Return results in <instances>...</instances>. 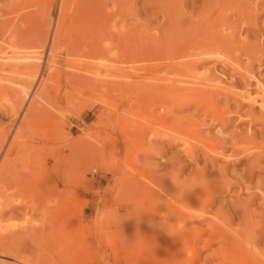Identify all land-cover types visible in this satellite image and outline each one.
<instances>
[{
  "label": "rangeland",
  "instance_id": "1",
  "mask_svg": "<svg viewBox=\"0 0 264 264\" xmlns=\"http://www.w3.org/2000/svg\"><path fill=\"white\" fill-rule=\"evenodd\" d=\"M59 1L0 0V264L264 261V111L238 96L256 93L249 72L264 83V0H98L87 19L68 0L54 48ZM214 44L229 65L190 64ZM28 64L40 96L14 113ZM146 194L211 213L178 240L163 215L141 223ZM215 218L239 251L207 244Z\"/></svg>",
  "mask_w": 264,
  "mask_h": 264
},
{
  "label": "bare ground",
  "instance_id": "2",
  "mask_svg": "<svg viewBox=\"0 0 264 264\" xmlns=\"http://www.w3.org/2000/svg\"><path fill=\"white\" fill-rule=\"evenodd\" d=\"M85 1V2H84ZM97 1L98 0H96V1H94V0H83L82 1V3H83V6L80 4V6H82L81 7V13H80V11H79V14L81 15V16H90L89 15V13L91 12V9L90 8H92V4L94 5V4H96L97 3ZM102 1V0H101ZM67 2H69L68 0H60L59 1V6H58V11H57V16H56V20H55V22H54V24H53V28H52V35H51V37H50V43H51V45H54V48L56 47V45L59 43V40H60V38H61V35H62V33H61V29H62V27L65 25V21H66V18H67V8H68V5H67ZM94 2H96V3H94ZM99 2V1H98ZM81 3V2H80ZM79 6V7H80ZM90 6V7H89ZM95 6V5H94ZM98 8V7H97ZM93 9V8H92ZM94 9H96V8H94ZM93 12V11H92ZM95 14V13H94ZM80 16V17H81ZM79 17V16H78ZM85 17V18H86ZM85 18H83V19H85ZM76 19V18H75ZM80 19H82V17L80 18ZM87 19V18H86ZM77 21V20H76ZM83 21V20H82ZM91 21V20H90ZM78 22H80V21H78ZM86 22V21H85ZM85 22H84V24H85ZM97 23H98V21H97ZM101 23V22H100ZM79 24V23H78ZM80 24H83V23H81L80 22ZM91 25V24H90ZM93 25V24H92ZM97 25V24H96ZM100 25H103V24H100ZM89 26V25H88ZM87 26V27H88ZM91 27V26H90ZM79 28V27H78ZM85 29V28H84ZM95 29V28H94ZM86 30V29H85ZM91 30V29H90ZM96 30V29H95ZM95 30H91L92 32L93 31H95ZM82 31H83V29H82ZM98 31V30H97ZM77 32V31H76ZM88 32V31H87ZM82 33V32H81ZM85 35H88V34H85ZM45 36V35H44ZM84 36V35H83ZM89 36V35H88ZM120 36V35H119ZM121 37H123V35H121ZM46 39V38H45ZM154 39V38H153ZM44 40V39H43ZM217 40L218 39H216V42H217ZM219 41V40H218ZM155 42V41H154ZM215 42V43H216ZM219 43V42H218ZM217 43V44H218ZM216 44H214V46H215ZM220 46H221V43L219 44ZM218 45V46H219ZM213 46V47H214ZM219 46V48L221 49L222 47H220ZM39 47V46H38ZM212 46L210 47V48H204V49H202V50H198V52H196V53H192L193 55H191V53L190 54H188V55H191V57L192 56H194V55H196L197 56V58H196V60L194 59V57H190L191 58V60H193L192 61V63H190L191 65H195V63L199 60V61H201V59H203V58H215V60L216 59H218L219 58V60H220V62H223L224 63V61L227 63V60L225 59V58H227V57H221L222 55H224L225 56V54H223L222 53V55H221V53H220V50L218 49V47H214L213 48ZM187 49V48H186ZM198 49V48H197ZM200 49V48H199ZM55 50V49H54ZM194 50V49H193ZM91 51V50H90ZM221 51H223V49H221ZM225 52V51H224ZM34 53V52H33ZM92 53V52H91ZM183 53H185V52H183ZM226 53V52H225ZM31 54V53H30ZM177 55H179L178 53H177ZM227 55V54H226ZM52 56V55H51ZM51 56H50V58H51ZM34 56L32 55H30L29 57H27L29 60L31 59H34L33 58ZM176 57V56H175ZM54 58V57H53ZM174 58V57H173ZM181 58V57H180ZM232 58V57H231ZM12 59V58H11ZM86 59V58H85ZM186 59V58H185ZM51 60H52V58H51ZM175 60H177V59H175ZM180 60V59H179ZM195 60V61H194ZM205 61H207L206 59H204ZM218 60V61H219ZM232 59H230V61H231ZM42 61V60H41ZM198 61V62H199ZM203 61V60H202ZM30 62V61H29ZM33 62V61H32ZM111 62V61H110ZM113 62V61H112ZM174 62V61H173ZM184 62V61H183ZM185 62H186V60H185ZM184 62V63H185ZM197 62V63H198ZM28 63V62H27ZM119 63V62H118ZM181 63V62H180ZM222 63V64H223ZM230 63V62H229ZM232 63H233V60L231 61V65H232ZM122 64V63H121ZM175 64V63H174ZM186 64H189V61L186 63ZM225 64V63H224ZM240 64V63H239ZM31 65V64H30ZM193 65V66H194ZM227 65H229L228 63H227ZM233 65H235V64H233ZM175 66V65H174ZM190 66V65H189ZM188 66V67H189ZM76 67V66H75ZM78 67V66H77ZM88 67V66H87ZM112 67V66H111ZM235 67V66H234ZM114 69H116V67H113ZM168 68V67H167ZM172 68V67H171ZM195 68V67H194ZM47 69H48V67H47ZM97 69V68H96ZM95 69V70H96ZM107 70L106 71H109V70H111L109 67H107L106 68ZM178 69V68H177ZM238 69V68H237ZM90 70V69H89ZM123 70V69H122ZM166 70H169V69H166ZM179 70V69H178ZM182 70V69H181ZM194 70H196V69H193V71ZM235 70V69H234ZM113 71L114 70H112V73H113ZM174 71H175V69H174ZM16 72V71H15ZM97 72V71H96ZM95 72V73H96ZM110 72V71H109ZM119 72V71H118ZM173 72V71H172ZM233 72V71H232ZM235 72V71H234ZM241 72V71H240ZM243 72H245V71H243ZM252 72V71H251ZM21 73H23V72H21ZM25 73V76H26V80L24 81V82H26V84L24 83V86L23 85H20V89H18L19 91H18V93H20V101L19 102H17L16 103V105H13L12 106V111L11 112H18V109H20L19 108V106L21 107V103L25 100V101H28L29 102V104H31L32 103V99L35 97L34 95H36V96H38L39 95V87L42 85V82H41V76L38 74V65H33V66H29V64H28V67H27V71L26 72H24ZM23 73V74H24ZM116 73V75H117V71L115 72ZM128 72H126V74H127ZM194 73V72H193ZM111 74V73H110ZM119 74V73H118ZM125 74V73H124ZM176 74V73H175ZM120 75V74H119ZM172 75V74H171ZM179 75V74H178ZM238 75V74H237ZM124 77H125V75H123ZM110 77H111V75H110ZM171 77H174V76H171ZM192 77V76H191ZM245 77H247L249 80H250V78L252 79H254L255 78V81H256V85H255V90H256V93L255 94H252V91L250 92L247 88H245V90L241 93V94H239L238 96H240V98H242V100H247L246 101V103L248 102L249 103V105H253V104H257L258 106H259V109L260 110H262V111H264V83H262L261 81H259L258 79H256V77H254V75L253 74H251L250 72H249V74L246 76L245 75ZM127 78H128V76H127ZM168 78V77H167ZM193 78V77H192ZM3 79V78H2ZM168 79H170V78H168ZM18 80H20V79H18ZM179 80H180V78H179ZM196 80V79H195ZM23 81V80H22ZM175 81H177V79L175 80ZM181 81V80H180ZM16 82V81H15ZM19 82V81H18ZM37 82V84H36V86L35 87H37V85H38V88H35L34 90H32V86H33V84L34 83H36ZM106 82V81H105ZM112 82V81H111ZM119 82V81H118ZM174 82V81H173ZM178 82V81H177ZM176 82V83H177ZM190 82V81H189ZM19 83H22V82H19ZM113 83V82H112ZM122 83V82H121ZM171 83V82H170ZM175 83V82H174ZM175 83V84H176ZM179 83V82H178ZM184 83V82H183ZM194 83H195V81H194ZM194 83H193V85H194ZM197 83V82H196ZM249 83V82H248ZM188 84V83H187ZM191 84V83H190ZM199 84H201V83H199ZM199 84H198V86H199ZM255 84V83H254ZM26 85V86H25ZM35 85V84H34ZM174 85V84H173ZM208 85V84H207ZM44 86V85H43ZM113 86H114V84H113ZM119 86V85H118ZM118 86H114V87H118ZM185 86V85H184ZM209 86V85H208ZM177 87H179V86H177ZM183 87V86H182ZM182 87H179L180 89L182 88ZM186 87V86H185ZM185 87L184 88H182V89H185ZM54 88V87H53ZM173 88H175V87H173ZM179 88H177V89H179ZM187 88V87H186ZM193 89H194V87H192ZM192 88H190V89H192ZM198 88V87H197ZM240 89V88H239ZM247 89V90H246ZM185 90H187V89H185ZM201 90V89H200ZM255 92V91H254ZM253 92V93H254ZM10 96V95H9ZM40 96V95H39ZM37 98V97H36ZM11 100V99H10ZM19 100V99H18ZM40 100V99H39ZM44 100V99H43ZM43 100H41L42 102H43ZM5 102H8V100L7 101H5ZM34 102H36V100H34ZM9 103V102H8ZM41 103V102H40ZM40 103H39V105H40ZM14 104V103H13ZM28 104V106L30 107V105ZM38 106V105H37ZM257 106V107H258ZM29 107H28V110H29ZM34 107V106H33ZM32 107H30V109H31ZM38 108V107H37ZM88 108H90V107H88ZM33 109H35V108H33ZM26 110H27V108H26ZM32 110V109H31ZM46 110V109H45ZM34 111V110H33ZM40 111V110H39ZM261 111V112H262ZM26 112V111H25ZM31 111H29V113H30ZM37 112V111H36ZM42 111H40V113H41ZM48 112V111H47ZM22 113H24V112H22ZM27 113V115H29V113L28 112H26ZM25 113V114H26ZM43 113H45L44 111H43ZM50 113V112H49ZM262 113H264V112H262ZM13 114V113H12ZM25 114H23L24 116H25ZM42 115V114H41ZM44 115V114H43ZM24 116H22L21 118H24ZM27 117H32L31 115L30 116H27ZM35 117V116H34ZM46 117V116H45ZM26 118V117H25ZM56 118V117H55ZM31 119V118H30ZM29 119V120H30ZM41 119V118H40ZM24 121H25V119H23ZM26 120H28V119H26ZM37 121V120H36ZM27 122V121H26ZM25 122V123H26ZM38 122V121H37ZM36 123V122H35ZM24 124V123H23ZM21 131H22V129L20 130V131H18L17 132V139L19 138V135L21 134ZM53 131V130H52ZM52 131H50V132H52ZM55 131V130H54ZM53 131V132H54ZM59 131V130H58ZM41 132V131H40ZM43 134V133H42ZM183 134V133H182ZM40 135V134H39ZM38 135V136H39ZM56 135H58L57 134V132H56ZM60 135V134H59ZM94 138V137H93ZM16 139V140H17ZM185 138H183V141H185V142H182L183 144H185L184 146H188V148L187 149H189V148H191V144H190V142L188 141L189 139H187V140H184ZM193 139L194 140H199L200 139V137L198 138H196V137H193ZM20 140V139H19ZM182 140V139H181ZM202 140V139H201ZM18 141V140H17ZM186 141L187 142H189L188 144L186 143ZM73 142V141H72ZM71 142V143H72ZM205 142V141H204ZM210 142V141H209ZM75 143V142H74ZM77 143V142H76ZM201 143H202V145H205V147L204 148H207L206 150H209L212 154H215V149H214V145L213 144H211V143H207V142H205V143H203V141H201ZM19 144V143H18ZM187 144V145H186ZM75 145V144H74ZM77 145V144H76ZM91 144H89L88 146H90ZM66 148V147H65ZM186 148V147H185ZM259 148V147H258ZM93 149V148H92ZM10 150V149H9ZM73 150V149H72ZM86 150V149H85ZM69 151V150H68ZM95 151V150H94ZM93 151V152H94ZM145 151H147V150H145ZM191 151H192V149H191ZM260 151L262 152V148H260ZM92 152V151H91ZM72 153V152H71ZM187 153H189V152H187ZM191 153V152H190ZM89 155H92V154H89ZM94 155V154H93ZM77 157V156H76ZM90 157V156H89ZM3 166V165H2ZM1 167V166H0ZM1 174H3V173H1ZM1 174H0V177H1ZM2 178V177H1ZM1 181V180H0ZM1 182H3V181H1ZM0 182V183H1ZM160 182V181H159ZM144 185V184H143ZM143 185H141V186H143ZM218 185V184H217ZM145 186V185H144ZM214 186V185H213ZM220 186V185H219ZM169 187V186H168ZM162 188V187H161ZM163 189H167V188H163ZM169 190H172V188L171 189H169ZM219 190V189H218ZM143 192V191H142ZM141 192V193H142ZM149 192H151V191H149ZM149 192L147 193V194H149ZM193 192V191H192ZM201 193V192H200ZM142 194H144V193H142ZM146 194V195H147ZM179 194V193H178ZM181 194V193H180ZM193 194V193H192ZM156 195V193H154V196ZM170 195V194H169ZM147 196H149V197H151V194L150 195H147ZM158 196V195H157ZM143 197H145V196H143ZM143 197H141V198H143ZM160 197V196H159ZM158 197V198H159ZM181 197V196H180ZM187 197V196H186ZM201 197V196H200ZM209 197V196H208ZM207 197V198H208ZM155 198V197H154ZM157 198V197H156ZM156 198H155V200H156ZM176 198H177V196H176ZM185 198V197H184ZM193 198H194V196H193ZM146 199H148V197L146 198ZM150 200H146V202L143 204V203H140V209H138L137 208V210H140L141 212L143 211V212H145L146 213V215H145V213L143 214V215H145L144 217H140L141 218V223L144 225V222L146 223V224H151L152 223V220H153V217L155 216V215H159V216H162L163 215V217H164V219H167V220H170V221H172V225H171V229H172V231H174V232H178L177 233V236H175L174 235V237L176 238V239H178V240H180V234H179V232H181V231H183L184 230V227H185V225H186V223H187V221H190V220H193V221H195L194 223H195V225H196V227L199 225V223L200 222H203L204 221V219L206 218V217H208L209 215H210V213L211 212H207V210L205 211V206L204 205H200L199 203H198V205H197V203L196 204H193V203H191L190 202V204L191 205H182V203L181 202H175V204H172V203H166V202H163L164 200H163V198H162V200H160V203H158L157 201L158 200H154L153 199V196L151 197V198H149ZM178 199V198H177ZM192 199V198H191ZM196 198H194L193 199V201L195 200ZM199 199V198H198ZM169 200V199H168ZM176 200V199H175ZM183 200V199H182ZM190 200V199H189ZM205 200V199H204ZM141 201V200H140ZM142 201H144L143 199H142ZM183 201H185V200H183ZM207 201V200H206ZM163 202V203H162ZM168 202V201H167ZM171 202H173V201H171ZM195 202H198V200L197 201H195ZM211 202V201H210ZM209 202V203H210ZM207 203V202H206ZM200 205V206H199ZM141 209H144V210H141ZM80 210V209H79ZM136 210V212H138ZM141 214V215H142ZM213 215V214H212ZM116 216V215H115ZM146 220H145V219ZM224 220V219H223ZM226 221H222V220H220V219H218V218H215L214 219V224H213V226H212V235L210 236V238L207 240V244L208 245H210L211 243H214V242H217L218 244H219V246L218 247H220L219 249H223V250H226L227 251V253L228 254H230L233 250H234V247L235 246H237L236 245V243H235V241L233 242V237H231V236H233L231 233V231H230V229L229 228H227V226L228 225H226L227 223H225ZM229 222V221H228ZM207 223V222H206ZM212 223V222H211ZM230 223V222H229ZM143 225L142 226H139L140 228H141V230H143L144 228H142L143 227ZM169 225V224H168ZM201 225V224H200ZM230 225V224H229ZM157 227V226H156ZM168 227V226H167ZM229 227V226H228ZM139 228V229H140ZM150 228H153V227H151V225H150ZM232 228V227H231ZM157 229H158V227H157ZM171 229H170V231H171ZM149 230H151V229H149ZM164 231V230H163ZM187 231H189V230H187ZM141 232V231H140ZM143 232H144V230H143ZM145 232H148V231H146V229H145ZM154 232H156V231H154ZM161 231H159V233H160ZM184 233H186V231L184 230L183 231ZM191 232V231H190ZM231 232V233H230ZM159 233H156L154 236H156V237H160V238H162V237H165L166 238V235H164V236H157V235H159ZM166 233V232H165ZM165 233H162V234H165ZM168 233V232H167ZM166 233V234H167ZM171 233V232H170ZM173 233V232H172ZM182 233V232H181ZM233 233H235V232H233ZM140 234V233H139ZM148 234H150V233H147V235ZM151 234H154V233H151ZM174 234V233H173ZM179 234V235H178ZM186 234H188L189 235V232H187ZM202 234V233H201ZM242 234V233H241ZM144 235V234H143ZM145 235H146V233H145ZM198 235H200V234H198ZM169 236H171V235H169ZM183 236V238H185V235H181V237ZM187 236V235H186ZM196 236V235H195ZM201 236V235H200ZM199 236V237H200ZM173 237V238H174ZM188 237V236H187ZM191 237V236H190ZM190 237H188V238H190ZM198 236H196V238H197ZM142 238V237H141ZM151 238H153L152 236H151ZM151 238H149L150 239V241L152 240ZM160 238H158L157 239V242H159V243H161V241L163 240H161ZM164 238V239H165ZM170 238V237H169ZM174 238V239H175ZM182 238V239H183ZM195 238V237H194ZM204 238V237H203ZM234 238H236V237H234ZM143 239V238H142ZM172 239V238H171ZM173 239V240H174ZM175 239V240H176ZM198 239V238H197ZM205 239V238H204ZM161 240V241H160ZM196 240V239H195ZM238 240V239H237ZM236 240V241H237ZM163 241H165V240H163ZM245 241V240H244ZM251 241V240H250ZM151 242H154V240H152ZM157 242L155 241V243L157 244ZM191 242H193V239H192V241ZM255 242V241H254ZM155 243H152V244H154L155 245V248H157L156 246H158V245H156ZM216 243V244H217ZM234 243V244H233ZM237 243L239 244V242L237 241ZM242 243V242H241ZM143 245H145V243H142ZM148 244V243H147ZM146 244V245H147ZM151 244V246H154V245H152ZM248 244V243H247ZM251 244V243H250ZM149 245V244H148ZM147 245V246H148ZM182 245V244H181ZM191 245V244H190ZM208 245H206V246H208ZM235 245V246H234ZM242 245H243V243H242ZM146 246V247H147ZM150 246V247H151ZM159 247V246H158ZM187 247V246H186ZM192 247V246H191ZM238 247V246H237ZM241 247V246H240ZM244 247H245V245H244ZM244 247H242L241 249H243ZM149 248V247H148ZM147 248V249H148ZM247 248V247H246ZM257 248V247H256ZM218 249V250H219ZM152 250V249H151ZM217 250V251H218ZM237 250H238V248H237ZM237 250H235V251H237ZM220 251V250H219ZM218 251V252H219ZM235 251H233L232 253H235ZM239 251V250H238ZM145 252V251H144ZM147 252H149V250H147ZM221 252V251H220ZM225 252V251H224ZM224 252H222V253H224ZM142 253V252H141ZM158 253V252H157ZM231 253V254H232ZM239 253V254H238ZM144 254V253H143ZM148 254V253H147ZM221 254V253H220ZM237 256H233L232 255V258H231V255H229L230 256V258H231V260H233V263L232 264H264V261H254L253 259H251V257H248L247 255H245V253L242 251V252H237ZM146 255V254H145ZM224 255H225V253H224ZM224 255H222V256H224ZM143 256V255H142ZM141 256V257H142ZM146 257V260H147V257H149V255L147 256H144L143 258H145ZM152 257V259L154 258L153 256H151ZM155 257H157V255L155 256ZM228 257V256H227ZM255 257H257V256H255ZM117 258V257H116ZM150 258V257H149ZM193 258V257H192ZM119 259V258H118ZM162 259V258H161ZM259 259H260V257H259ZM142 260H144V259H142ZM227 260V259H226ZM150 261V260H149ZM230 261V260H229ZM151 263H153L152 261H150ZM150 262H149V264H150ZM160 261H158V263H159ZM143 263L144 264H148V262L147 261H143ZM155 264H156V262H154Z\"/></svg>",
  "mask_w": 264,
  "mask_h": 264
}]
</instances>
